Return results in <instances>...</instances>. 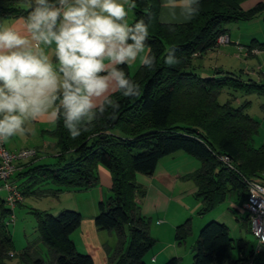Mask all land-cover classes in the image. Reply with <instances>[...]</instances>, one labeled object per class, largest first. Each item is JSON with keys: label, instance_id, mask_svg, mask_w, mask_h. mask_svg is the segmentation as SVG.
Segmentation results:
<instances>
[{"label": "trees", "instance_id": "trees-1", "mask_svg": "<svg viewBox=\"0 0 264 264\" xmlns=\"http://www.w3.org/2000/svg\"><path fill=\"white\" fill-rule=\"evenodd\" d=\"M29 1L0 0V22L12 17L27 19L37 6L26 8ZM238 1L199 0V13L190 23L166 27L156 22V4L135 0V22L144 19L149 25L145 44L156 61L151 68L142 66L134 76L128 74L126 65L117 69H124L126 76L140 86L141 94L128 98L117 92L110 96L93 110L91 121L85 118L77 124L82 134L76 139L71 138L61 116L53 132L59 148L57 164L38 166L27 174L32 186L51 183L59 188L57 194L62 189L89 190L98 183V167L109 170L113 195L99 204L95 224L100 230L118 234V260L114 257L110 264H148L146 257L154 250L156 240L150 233V221L136 201L142 193L135 175H153L162 158L184 152L202 162V168L189 176L198 188L196 197L203 205L202 214L238 188L244 190L247 199L243 177L254 179L262 174L264 144L259 148L254 145L261 124L245 113L246 106L221 104L219 96L226 89L246 96H264V78L259 83H246L240 74L221 72L203 78L192 67L195 55L220 47L217 42L227 35V24L253 19L264 10L261 4L245 12L238 8ZM166 54L179 58L180 63L165 64ZM109 101H116L119 108L114 109ZM113 112L116 118L110 119ZM85 126L89 129L83 132ZM222 155L229 156L236 170L221 162ZM20 188L25 197L44 195L42 190ZM8 214V209L3 211L4 218ZM37 214L41 241L50 257L43 256L38 244H30L24 252L11 257L13 238L4 219L0 221V264L15 257L23 264H95L90 255L78 252L71 239L83 221L79 211L64 210L57 216ZM127 227L129 245L123 252ZM191 231L188 221L178 227L177 240H185ZM236 249L238 256L234 259ZM166 264H180V260L174 258ZM192 264H264V252L256 253L246 243L235 242L226 225L211 221L200 231Z\"/></svg>", "mask_w": 264, "mask_h": 264}, {"label": "crops", "instance_id": "crops-1", "mask_svg": "<svg viewBox=\"0 0 264 264\" xmlns=\"http://www.w3.org/2000/svg\"><path fill=\"white\" fill-rule=\"evenodd\" d=\"M148 1L149 3L156 4V22L158 25L166 27L181 26L190 23L192 20V18L189 19L181 15L180 9L172 7L168 3V0ZM49 2L52 3L54 0H49ZM119 2L125 3V0H119ZM33 4H35L34 0H30L28 3L29 6H26V8L31 7ZM261 4L264 5V0H240L238 1V8L248 12ZM125 8L128 10L126 20L131 26L136 21V12L135 9H129L127 3H125ZM25 24L26 19L23 17L7 18L0 22V25H10L21 33L25 32ZM225 29L228 32L227 36L230 39V43L216 47L203 55H195L192 66L194 72L203 78L213 77L219 75L221 72L240 74L242 80L246 83H259L263 81L264 65L254 62L253 58L261 57L262 61H264V10L253 19L229 23L225 26ZM40 48L43 49L45 54L50 56L53 67L58 70L59 65L54 56L55 44L53 43L51 46L41 44ZM148 53L149 49L146 47L145 54ZM209 54L212 55L211 57H213V55L217 56L218 63L212 64V69L199 67L200 65H197L198 61H204V58L206 60H211V58L207 56ZM239 60L243 62V67ZM228 62H231V64ZM119 66L122 65H117L116 67ZM126 67L128 74L134 76L142 67L139 57L134 63L126 65ZM198 68H200L199 70L201 73H198ZM204 72H214V74L204 75ZM223 93H225L226 97L232 96L231 98H227L226 103H231L234 107L246 106L244 111L251 116L247 112L250 102L245 100L248 96L233 89L223 90L220 96ZM112 95L113 94H108L97 101L96 108L100 107L105 100ZM237 95L240 96V98H238ZM256 95L254 94V96ZM219 103L221 102L219 101ZM245 103L247 104L244 105ZM56 107H59V101L56 102ZM261 107L263 111V104ZM57 122L50 123L47 119L27 121L24 127L28 129V131L24 135H16L6 141V147L11 152L23 149H37L39 151V156L36 160H26L18 164L15 173L16 182L19 186H23V188L28 191L40 190L38 187L43 188V190L41 189L44 192L42 199L48 200L49 197H51L53 202L58 199V193L56 194L58 188L51 183L44 182L41 185L32 186L31 183H29L30 177H28L29 175L27 174L29 170L38 166H54L57 164L59 148L56 137L53 134L58 127ZM259 123L261 124V122ZM202 165V162L195 157L184 152H177L162 158L153 175L147 176L139 173L135 175V181L142 193L138 195L136 201L140 206L142 215L150 221V233L152 238L156 240L154 250L146 257L148 264H166L169 260L174 258H178L180 264H183L186 258L190 260L193 255V247L200 234L199 230H202L200 228H203L211 221H218L226 225L235 242H244L241 238L242 227L250 231L249 214L244 206L246 202L244 190L241 188L234 190L225 201L202 214L203 205L196 197L198 188L195 182L189 178L190 175L199 171ZM97 174L98 183L95 187L80 191L76 194L78 195L77 198L74 197L72 199V197H69L68 200H66L67 204L54 205L51 211L39 208L41 211L38 212L50 214L51 212L61 213L69 209L79 211L83 216V221L80 228L71 236L78 252L90 255L95 264H110L111 259L113 260L114 257L116 258L115 254L121 246L119 237L116 231L100 230L95 224V218L99 214V204L111 198L113 195V177L109 170L103 166L98 167ZM29 186L31 187L30 189H28ZM46 186L48 187L46 188ZM234 192L237 193V198L232 200L231 195ZM1 193H4V195L3 197L0 196V221L5 219L7 231L13 238V251H11V253L17 256L24 252L30 244H36L38 242H28V245L23 250H16L14 236L8 228L10 225L6 224L8 217H3V211L8 209L5 202L6 194L5 192H0V194ZM32 196L37 195L33 194ZM79 197L82 198L79 199ZM26 200H24L19 207L24 206ZM52 201L51 203L54 204ZM57 201H59V199ZM194 207L196 209L195 211L192 209ZM199 209H201L200 215L209 213V216L207 218L201 216V222L198 225H193L192 219L189 218V216H191V214L194 215V212ZM238 213L241 215L239 216ZM242 213H245L246 217H242ZM188 221L191 225L192 231L190 236H192V239H188L187 242L183 244L181 241L177 240V229ZM37 229L39 231V228ZM39 240V248L44 254L41 233ZM128 245L129 229L127 227L126 238L122 244L123 252H126ZM184 245L187 250L184 249ZM47 253L48 250H46V254ZM7 261L8 260H6L4 264H8ZM19 264L23 263L20 261Z\"/></svg>", "mask_w": 264, "mask_h": 264}, {"label": "clouds", "instance_id": "clouds-1", "mask_svg": "<svg viewBox=\"0 0 264 264\" xmlns=\"http://www.w3.org/2000/svg\"><path fill=\"white\" fill-rule=\"evenodd\" d=\"M34 3L37 6L27 16L24 33L0 25V142L24 135L27 121L56 123L61 116L71 138L76 139L82 134L77 124L94 118L97 101L117 92L128 98L141 94L140 86L117 65H130L139 57L143 67L151 68L156 61L145 54L149 25L140 19L130 26L126 20L125 3L134 9L135 0ZM168 3L189 19L199 13V0ZM53 43L58 70L40 48ZM164 63L172 66L180 59L166 54ZM109 103L119 108L116 101ZM115 118L116 113H110V119ZM88 129L85 126L83 132Z\"/></svg>", "mask_w": 264, "mask_h": 264}, {"label": "rangeland", "instance_id": "rangeland-1", "mask_svg": "<svg viewBox=\"0 0 264 264\" xmlns=\"http://www.w3.org/2000/svg\"><path fill=\"white\" fill-rule=\"evenodd\" d=\"M230 26V25H229ZM211 58V60H206L204 58V61H198L197 65L199 67H205V69H212V64L218 63V58L217 56L213 55V57H211L212 55L209 54L207 55ZM254 62L256 63H262V65H264V61H262L261 57H257V58H253ZM241 66L243 67L244 64L242 61H240ZM229 64H231V62H228ZM200 68H198V73H201ZM236 69H240V68H236ZM214 72H204V75H213ZM234 93V92H233ZM230 98L232 96H229ZM225 93H223L220 97H219V101L221 103H226L227 102V98ZM238 98H240V96L237 95ZM245 100L249 101V107L247 108V112L251 115V117H253L255 120H257L258 122H261V126L259 129V133L254 137V145L255 147H261L262 144H264V114L262 111V104H264V96H248ZM244 100V101H245ZM213 136V135H212ZM49 186V185H48ZM46 186V188L48 187ZM36 188V187H35ZM58 188V187H57ZM38 189H42L38 187ZM59 190V188H58ZM57 190V191H58ZM80 191L77 190H68V189H62L61 192L58 193V199L59 201H55L53 202L52 198L49 197L48 200H43L42 197L37 196H32V195H27L25 197L26 200V204L24 206L18 207L14 210V215L16 217V223L13 225H10L8 228L11 231V233L14 236V240H15V246H16V250L20 251L23 250L27 245L28 242H38L36 244H40V232L38 231V211L40 209H48V211H51V208L55 205H59V204H67V201L69 197H72V199L75 197L77 198L78 194ZM4 193H1L0 196L3 197ZM82 197H79V199ZM232 200L237 198V193L234 192L231 195ZM51 201L54 203L52 204ZM194 211L196 210L195 207L192 208ZM72 210V209H69ZM201 209H199L198 211L194 212V215L191 214V216H189V218L192 219V224L193 225H198L201 222V216L204 217H208L209 213L206 215H200ZM50 214L53 215H59L60 212H51ZM239 216L241 215L240 213H238ZM242 217H246L245 213H242ZM202 229V228H200ZM201 230H199L200 232ZM195 234V233H194ZM241 238L243 239L244 243H246L248 245L249 249H253L257 247V240L254 237V235L248 231L245 227H242L241 230ZM192 239V236H188L185 240L181 241L183 244L185 242H187V240ZM43 248V252L45 255H43L46 259L48 257H50V253L48 251V253L46 254V250H48L47 248H45L44 246H42ZM184 249H185V245H184ZM187 250V249H185ZM261 253V252H260ZM238 256V250L236 249L234 251L233 257L234 259L237 258ZM193 262V255L190 258V260H187V258L184 260L183 264H191ZM8 264H19L20 263V258L15 257L12 259H9L7 261ZM182 264V263H181Z\"/></svg>", "mask_w": 264, "mask_h": 264}, {"label": "built area", "instance_id": "built-area-1", "mask_svg": "<svg viewBox=\"0 0 264 264\" xmlns=\"http://www.w3.org/2000/svg\"><path fill=\"white\" fill-rule=\"evenodd\" d=\"M230 43L227 35L218 39L217 45ZM39 156L37 149H23L11 152L6 147V142H0V192H5V202L9 210L7 225L15 224L14 210L24 202L25 196L16 182L15 173L18 164L26 160H36ZM222 163L230 169L236 170L233 162L227 155L219 156ZM247 189V199L244 204L249 214L251 233L257 240L256 253L264 252V169L258 178L250 179L243 177ZM14 257V254H10Z\"/></svg>", "mask_w": 264, "mask_h": 264}]
</instances>
